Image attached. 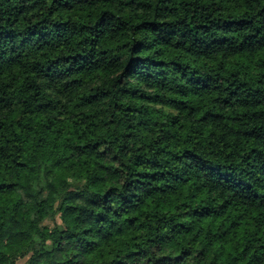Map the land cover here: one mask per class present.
Returning <instances> with one entry per match:
<instances>
[{
	"label": "trees",
	"instance_id": "16d2710c",
	"mask_svg": "<svg viewBox=\"0 0 264 264\" xmlns=\"http://www.w3.org/2000/svg\"><path fill=\"white\" fill-rule=\"evenodd\" d=\"M0 264H264V0H0Z\"/></svg>",
	"mask_w": 264,
	"mask_h": 264
}]
</instances>
